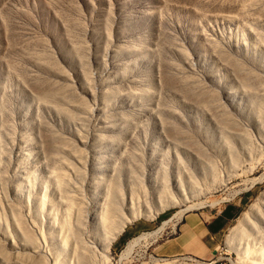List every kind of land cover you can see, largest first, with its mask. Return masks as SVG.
Returning <instances> with one entry per match:
<instances>
[{
  "label": "rangeland",
  "instance_id": "rangeland-1",
  "mask_svg": "<svg viewBox=\"0 0 264 264\" xmlns=\"http://www.w3.org/2000/svg\"><path fill=\"white\" fill-rule=\"evenodd\" d=\"M0 264H264V0H0Z\"/></svg>",
  "mask_w": 264,
  "mask_h": 264
},
{
  "label": "crops",
  "instance_id": "crops-1",
  "mask_svg": "<svg viewBox=\"0 0 264 264\" xmlns=\"http://www.w3.org/2000/svg\"><path fill=\"white\" fill-rule=\"evenodd\" d=\"M237 210L238 206L226 205L207 222H202L198 217L189 218L179 229L177 236L155 248L156 254L166 258L182 255L206 258L216 248L218 236L225 230L226 222L233 220ZM129 234L131 232L125 230L117 241L124 240Z\"/></svg>",
  "mask_w": 264,
  "mask_h": 264
},
{
  "label": "bare ground",
  "instance_id": "bare-ground-1",
  "mask_svg": "<svg viewBox=\"0 0 264 264\" xmlns=\"http://www.w3.org/2000/svg\"><path fill=\"white\" fill-rule=\"evenodd\" d=\"M217 204V203H216ZM163 227V226H162ZM159 232V231H158ZM153 233V232H152ZM157 233H154V234H151V235H147V236H144V237H142V239L143 238H148V237H151V236H154V235H156ZM132 248H133V246L128 250V253H126L123 257H127L128 255H129V253L131 252V250H132ZM121 262V261H120Z\"/></svg>",
  "mask_w": 264,
  "mask_h": 264
},
{
  "label": "water",
  "instance_id": "water-1",
  "mask_svg": "<svg viewBox=\"0 0 264 264\" xmlns=\"http://www.w3.org/2000/svg\"><path fill=\"white\" fill-rule=\"evenodd\" d=\"M212 254H215V251H213Z\"/></svg>",
  "mask_w": 264,
  "mask_h": 264
}]
</instances>
